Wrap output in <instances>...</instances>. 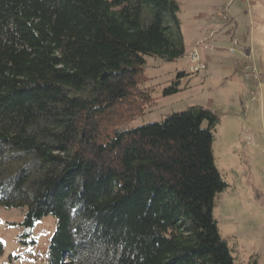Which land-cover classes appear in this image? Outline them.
I'll return each instance as SVG.
<instances>
[{
    "label": "trees",
    "instance_id": "1",
    "mask_svg": "<svg viewBox=\"0 0 264 264\" xmlns=\"http://www.w3.org/2000/svg\"><path fill=\"white\" fill-rule=\"evenodd\" d=\"M179 11L0 0V206L26 207V229L55 218L46 264H234L212 217L217 117L191 107L123 129L151 101L145 57L184 55Z\"/></svg>",
    "mask_w": 264,
    "mask_h": 264
},
{
    "label": "rangeland",
    "instance_id": "2",
    "mask_svg": "<svg viewBox=\"0 0 264 264\" xmlns=\"http://www.w3.org/2000/svg\"><path fill=\"white\" fill-rule=\"evenodd\" d=\"M176 1L184 55L173 61L145 57L143 86L151 101L123 129L191 107L212 112L218 119L212 157L226 185L214 198L212 217L234 264H264V0ZM226 10L228 20L220 15ZM194 51L198 62H191ZM248 63L258 80L245 79ZM173 86L178 91L164 97ZM26 210L0 206V264H46L56 220L44 216L26 229Z\"/></svg>",
    "mask_w": 264,
    "mask_h": 264
},
{
    "label": "built area",
    "instance_id": "3",
    "mask_svg": "<svg viewBox=\"0 0 264 264\" xmlns=\"http://www.w3.org/2000/svg\"><path fill=\"white\" fill-rule=\"evenodd\" d=\"M220 15L222 16L224 20H228L229 18L227 10L225 12L220 13ZM190 59H191V62H198L197 51H194L191 54ZM201 69H204L203 65H201L199 68H196V67L192 68L193 71H199ZM243 72H244L245 79L258 80L260 78V75L257 74L255 67L251 63L243 64Z\"/></svg>",
    "mask_w": 264,
    "mask_h": 264
},
{
    "label": "crops",
    "instance_id": "4",
    "mask_svg": "<svg viewBox=\"0 0 264 264\" xmlns=\"http://www.w3.org/2000/svg\"><path fill=\"white\" fill-rule=\"evenodd\" d=\"M211 25L213 24V22L210 23Z\"/></svg>",
    "mask_w": 264,
    "mask_h": 264
}]
</instances>
